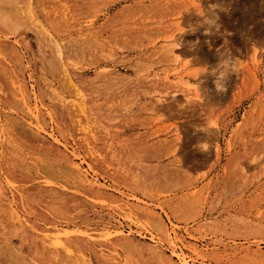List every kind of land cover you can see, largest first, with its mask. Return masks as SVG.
Instances as JSON below:
<instances>
[{
    "label": "rangeland",
    "instance_id": "rangeland-1",
    "mask_svg": "<svg viewBox=\"0 0 264 264\" xmlns=\"http://www.w3.org/2000/svg\"><path fill=\"white\" fill-rule=\"evenodd\" d=\"M0 207V264H264V0H0Z\"/></svg>",
    "mask_w": 264,
    "mask_h": 264
},
{
    "label": "clouds",
    "instance_id": "clouds-1",
    "mask_svg": "<svg viewBox=\"0 0 264 264\" xmlns=\"http://www.w3.org/2000/svg\"><path fill=\"white\" fill-rule=\"evenodd\" d=\"M195 3L199 5V0H195ZM215 6H210L209 11L212 10ZM199 15L204 16V12L199 8V12H197ZM204 24L209 25V27L205 28V32L208 33L210 28L216 27L218 28V25H215V20L209 17L204 18L203 22ZM197 42H193L192 47L195 46ZM226 44V41H225ZM223 49V50H221ZM217 54V62L214 66H208V65H201L197 68L201 69L196 75V78L207 74L208 76L212 77V85L213 88L217 93H223L225 91V81L228 78V75L230 73H235L238 71L237 67V59L232 57L230 55V52L227 47L224 45L221 46V48L216 49ZM196 84V83H195ZM196 88L198 91V85L196 84ZM204 145V148H206V143H200L196 147H199V149L204 150V148L201 147V145Z\"/></svg>",
    "mask_w": 264,
    "mask_h": 264
},
{
    "label": "bare ground",
    "instance_id": "bare-ground-1",
    "mask_svg": "<svg viewBox=\"0 0 264 264\" xmlns=\"http://www.w3.org/2000/svg\"><path fill=\"white\" fill-rule=\"evenodd\" d=\"M2 15V14H1ZM3 16V15H2ZM23 92V91H22ZM20 93V92H19ZM32 135H33V133H32ZM35 136V135H34ZM19 160H21V159H19ZM13 162V161H12ZM23 162V161H22ZM41 163V162H40ZM17 164V163H16ZM24 164V163H23ZM27 165V164H26ZM22 166V165H21ZM27 170H28V168H27ZM5 180H7V183H8V185H9V187H10V189L12 190V194H13V199H15V200H17V201H19V202H21L22 201V198H20V192H19V190L17 189V186H16V181H15V177L13 176V175H11V174H8L7 176H6V179ZM84 180V179H83ZM82 180V181H83ZM28 184V183H27ZM10 190V191H11ZM27 191V190H26ZM6 197V196H5ZM11 200V199H10ZM11 201H13V200H11ZM9 205V204H8ZM9 207V206H8ZM1 208V207H0ZM4 208V207H3ZM6 209V208H5ZM8 209V208H7ZM10 210V209H9ZM5 214V213H4ZM123 240V239H122ZM130 247H132L131 245H130ZM138 249V248H137ZM154 255V254H153Z\"/></svg>",
    "mask_w": 264,
    "mask_h": 264
}]
</instances>
